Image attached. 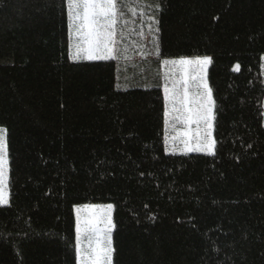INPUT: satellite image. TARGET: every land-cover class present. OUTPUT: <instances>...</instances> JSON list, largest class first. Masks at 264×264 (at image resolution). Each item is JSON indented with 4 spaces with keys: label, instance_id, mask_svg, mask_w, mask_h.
Wrapping results in <instances>:
<instances>
[{
    "label": "trees",
    "instance_id": "16d2710c",
    "mask_svg": "<svg viewBox=\"0 0 264 264\" xmlns=\"http://www.w3.org/2000/svg\"><path fill=\"white\" fill-rule=\"evenodd\" d=\"M158 1L160 57L211 58V154L168 152L160 87L72 60L68 0H0V264H78L75 209L100 203L113 264H264V0Z\"/></svg>",
    "mask_w": 264,
    "mask_h": 264
},
{
    "label": "snow or ice",
    "instance_id": "6c2138e0",
    "mask_svg": "<svg viewBox=\"0 0 264 264\" xmlns=\"http://www.w3.org/2000/svg\"><path fill=\"white\" fill-rule=\"evenodd\" d=\"M120 0H68L69 16L72 20L74 35L80 37L73 43L74 59H112L116 43V24L119 17ZM159 55L157 48L156 53ZM165 64L170 63L164 60ZM183 72L179 81L173 80L168 86L165 77L164 92L169 101L171 119L185 125L196 124V135L191 129L177 133L173 140L179 139L187 151H211L215 141L212 138L214 120V100L212 90L206 80V68L210 57L187 59L184 57L171 61ZM239 65L235 70H239ZM189 89H192L189 92ZM175 128V123L171 125ZM0 129V203H8L4 190V175L7 166V144ZM194 141V142H193ZM112 204L81 205L77 212V248L80 264H112L113 247L111 232L114 224L111 218ZM87 238L84 246L83 238Z\"/></svg>",
    "mask_w": 264,
    "mask_h": 264
},
{
    "label": "rangeland",
    "instance_id": "374dc122",
    "mask_svg": "<svg viewBox=\"0 0 264 264\" xmlns=\"http://www.w3.org/2000/svg\"><path fill=\"white\" fill-rule=\"evenodd\" d=\"M119 17L116 24V36L114 45V58L107 60H114L117 64V82L118 87L121 89L129 88H152L160 87L164 91L165 77H168V86H172V81L175 79L179 81L183 76L178 65H173L171 61L178 60L181 57L164 58L160 55L155 54L158 48V16L160 10V2L158 0H120L119 2ZM69 16V14H68ZM69 39H70V50L71 58L73 61H83L88 59H74L73 58V43L74 41H79L80 37L74 35L72 20L69 17ZM159 50V48H158ZM197 57H210V56H196V57H184L187 59H195ZM104 60V59H100ZM164 60H168L170 63L165 64ZM94 61V60H91ZM264 62V57H263ZM210 64L206 68V80L207 73ZM209 85V83H208ZM192 89H189L191 92ZM165 96V92H164ZM166 110L165 114L169 113L170 106L169 101L165 96ZM175 123V128L173 129L171 125ZM166 132L165 136L167 139L166 148L168 152H192V153H205L211 154L215 150V144L211 151L204 149L201 151H187L179 139L173 140L172 137L176 136L177 133L187 131L191 129V135L194 137L196 135V124L185 125L180 122H174L171 119V113L166 115ZM0 129H4L0 127ZM7 144V132L3 133ZM212 138L215 141L212 128ZM194 142V141H193ZM8 149V147H7ZM8 161V154H6ZM9 166L7 163L6 171L4 175V190L7 194L8 203H0V205H8L9 200ZM89 205H108V204H89ZM81 206V205H78ZM77 206V207H78ZM76 207V208H77ZM114 209V208H113ZM113 209L111 211V218L113 216ZM75 216L77 219V212L75 209ZM113 222V218H112ZM114 224V222H113ZM114 228L111 232V240L113 238ZM84 246H87V238H83ZM77 242V238H76ZM113 247V241H112ZM78 253V264H80V256ZM113 257V255H112ZM113 264V263H112Z\"/></svg>",
    "mask_w": 264,
    "mask_h": 264
}]
</instances>
